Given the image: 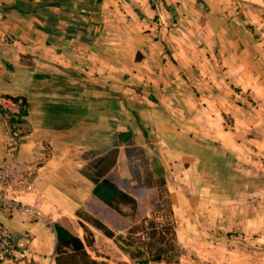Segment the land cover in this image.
I'll use <instances>...</instances> for the list:
<instances>
[{
	"label": "crops",
	"instance_id": "0c3cea01",
	"mask_svg": "<svg viewBox=\"0 0 264 264\" xmlns=\"http://www.w3.org/2000/svg\"><path fill=\"white\" fill-rule=\"evenodd\" d=\"M14 97L25 99L27 114L14 137L0 113V160L11 154L33 169L34 192L18 199L37 194L47 217L0 208V223L34 252L32 264H55V223L83 242L85 225L97 244L126 239L132 222L149 217L134 166L162 180L182 253L147 264H264L262 6L0 0V98ZM128 147L146 164L130 161ZM113 148L104 178L135 208L93 194L103 177L92 162Z\"/></svg>",
	"mask_w": 264,
	"mask_h": 264
},
{
	"label": "trees",
	"instance_id": "16d2710c",
	"mask_svg": "<svg viewBox=\"0 0 264 264\" xmlns=\"http://www.w3.org/2000/svg\"><path fill=\"white\" fill-rule=\"evenodd\" d=\"M13 101L20 104L15 110L3 109L0 106V113L6 117L8 122L9 130L12 136L17 137L21 134L18 133L22 129L24 118L27 114L26 112V102L24 98H11ZM121 137V136H120ZM117 148H113L108 151L105 155L94 160L92 166L96 170V174L99 177H103L95 186L93 194L106 204H110L112 201H119L123 204L131 205L133 208L136 207V200L132 196L128 195L123 190L119 189L115 184L110 182L108 179L104 178L105 174L113 167L116 160ZM126 156L130 161L140 160V162L145 165L146 160L142 154V151L136 147L126 148ZM133 180L136 182L135 186L138 188H151L153 186V180L145 175L142 178V173L137 166H134L131 171ZM157 182L162 185V180H157ZM95 228L102 231V233L113 238V233L104 224L99 221L93 220L90 222ZM85 231L84 242L74 234L69 227L63 226L61 224L55 223L54 228L57 237V247H56V257L55 264H103L92 259L85 250V244L91 246L93 244V238L88 228L82 225ZM137 226L133 225L129 229V233H135ZM164 258L160 254L152 256L150 259H142L136 262L137 264H147L148 262H161Z\"/></svg>",
	"mask_w": 264,
	"mask_h": 264
},
{
	"label": "rangeland",
	"instance_id": "374dc122",
	"mask_svg": "<svg viewBox=\"0 0 264 264\" xmlns=\"http://www.w3.org/2000/svg\"><path fill=\"white\" fill-rule=\"evenodd\" d=\"M141 173L142 178H145L142 170ZM140 191L143 192L141 197L152 201L150 216L145 220L141 219V222H132L131 226H137L135 233H129L126 239L120 238V242L117 239L112 242L102 238L96 244L94 240L91 252L86 251L92 259L103 264H137L139 260L150 259L156 254H160L168 262L180 259L182 253L175 243L169 208L162 188L158 182L153 181L151 188L142 187Z\"/></svg>",
	"mask_w": 264,
	"mask_h": 264
},
{
	"label": "built area",
	"instance_id": "2783aa9c",
	"mask_svg": "<svg viewBox=\"0 0 264 264\" xmlns=\"http://www.w3.org/2000/svg\"><path fill=\"white\" fill-rule=\"evenodd\" d=\"M20 101L15 102L8 98H0L3 109L15 110ZM33 169L15 159L12 155L0 160V208L20 211L36 218L47 217L42 210V199L35 194L32 203H23L18 199V194L23 191L34 192L29 186V178ZM34 252L28 247H18L10 230L0 223V263L13 262L32 264Z\"/></svg>",
	"mask_w": 264,
	"mask_h": 264
},
{
	"label": "bare ground",
	"instance_id": "6f19581e",
	"mask_svg": "<svg viewBox=\"0 0 264 264\" xmlns=\"http://www.w3.org/2000/svg\"><path fill=\"white\" fill-rule=\"evenodd\" d=\"M247 2H251V3H254V4H259L260 6H264V0H245Z\"/></svg>",
	"mask_w": 264,
	"mask_h": 264
},
{
	"label": "water",
	"instance_id": "95a60500",
	"mask_svg": "<svg viewBox=\"0 0 264 264\" xmlns=\"http://www.w3.org/2000/svg\"><path fill=\"white\" fill-rule=\"evenodd\" d=\"M17 246H18V247H24V246H25V244H24V243H20V242H19V243H17Z\"/></svg>",
	"mask_w": 264,
	"mask_h": 264
}]
</instances>
